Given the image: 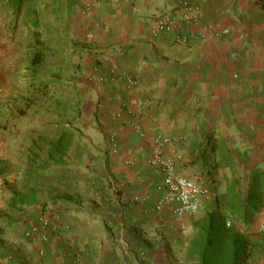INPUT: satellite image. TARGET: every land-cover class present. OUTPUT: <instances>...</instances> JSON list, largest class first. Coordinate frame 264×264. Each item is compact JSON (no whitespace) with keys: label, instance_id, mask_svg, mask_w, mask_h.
I'll list each match as a JSON object with an SVG mask.
<instances>
[{"label":"crops","instance_id":"0c3cea01","mask_svg":"<svg viewBox=\"0 0 264 264\" xmlns=\"http://www.w3.org/2000/svg\"><path fill=\"white\" fill-rule=\"evenodd\" d=\"M85 2L63 27L79 60L78 107L60 163L48 157L52 137L35 153L0 89V264H198L187 247L214 193L196 213L175 212L176 201L156 210L167 189L151 160L160 152L178 174L203 178L194 144L210 134L234 161L213 178L234 175L246 190L264 167V0H102L84 12ZM164 14L172 29L153 32ZM45 220L56 225L42 241Z\"/></svg>","mask_w":264,"mask_h":264},{"label":"rangeland","instance_id":"374dc122","mask_svg":"<svg viewBox=\"0 0 264 264\" xmlns=\"http://www.w3.org/2000/svg\"><path fill=\"white\" fill-rule=\"evenodd\" d=\"M28 2L30 12L26 14L23 10L16 22L12 8L0 2V49L7 46L0 55V89H5L11 101H17L24 118L21 126L31 130L37 144L34 151L42 157L45 137L49 143L50 137L57 134L58 125H73L78 107L75 102L77 90L74 82L78 78L75 65L79 60L77 53L67 45L61 47L56 43L61 38L58 35L60 29L65 26L73 9L66 13L61 1L55 13L53 0ZM34 19H38L36 31L25 24V21L29 24V20ZM39 41L41 44L37 46ZM34 48L42 51L43 61L38 66L30 63ZM14 154L15 157H23L22 152L15 151ZM261 225H264V219L257 224L253 237L259 235Z\"/></svg>","mask_w":264,"mask_h":264},{"label":"trees","instance_id":"16d2710c","mask_svg":"<svg viewBox=\"0 0 264 264\" xmlns=\"http://www.w3.org/2000/svg\"><path fill=\"white\" fill-rule=\"evenodd\" d=\"M28 1L0 0L12 8L15 22L23 10L26 14L30 12ZM53 1L55 13L58 12L61 1L64 2L66 13H69L78 2V0ZM26 22L28 21H25V24L34 29L38 27V19L29 20V24ZM62 28L59 34L56 32L61 36L56 43L65 47L67 37H64ZM39 44L40 41L37 46ZM30 60L33 66L40 65L43 61L42 51L34 48ZM57 130L49 145L48 157L53 162L60 163L63 152L71 143L73 131L72 127L65 123L58 125ZM194 148L196 159L201 163L200 173L204 183L209 182V185H213L214 203L195 220V233L189 240L187 253L196 259L198 264H248L255 255L264 254V228L256 238L252 236L253 233L246 230L253 217L264 207V167H257L254 170L248 188L244 190L240 179L234 175L220 180L212 177L218 169L234 162L224 139L213 138L207 134L203 141L194 144ZM210 161L212 165L207 168Z\"/></svg>","mask_w":264,"mask_h":264},{"label":"built area","instance_id":"2783aa9c","mask_svg":"<svg viewBox=\"0 0 264 264\" xmlns=\"http://www.w3.org/2000/svg\"><path fill=\"white\" fill-rule=\"evenodd\" d=\"M102 0H88L83 5V11L87 12L92 8V3ZM109 1V0H104ZM192 18H196L198 15V8L191 7ZM171 17L164 14L157 17L153 23V32H163L172 29ZM178 42L186 43L187 38L185 36L176 37ZM132 82L131 79H129ZM134 82V81H133ZM151 163L156 164L162 173V182L157 186L158 189L166 188L167 192L163 195L157 203L155 209L160 211L163 209L164 205L171 201H176L178 206L174 209L177 213L190 212L196 213L199 208L200 199L202 197L213 196V191L209 187V182L204 183L203 178L197 177L195 179L189 178L187 176L178 174L175 171L174 162L168 157H164L160 152H157L151 160ZM56 223L53 221L45 220L43 225V230L40 235V239L45 241L48 239V233L55 229ZM261 229L264 225H261ZM36 231V230H35ZM34 230L26 231V235L34 236ZM118 243L121 245L123 250H128L130 248L129 241L124 237L120 236L117 239Z\"/></svg>","mask_w":264,"mask_h":264}]
</instances>
